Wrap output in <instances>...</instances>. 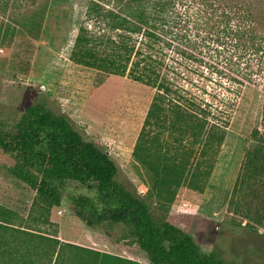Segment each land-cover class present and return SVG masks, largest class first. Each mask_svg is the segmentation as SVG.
Here are the masks:
<instances>
[{
  "label": "trees",
  "instance_id": "trees-1",
  "mask_svg": "<svg viewBox=\"0 0 264 264\" xmlns=\"http://www.w3.org/2000/svg\"><path fill=\"white\" fill-rule=\"evenodd\" d=\"M70 57L155 88L133 154L152 172L153 191L165 204L199 203L239 98L247 86L259 87L261 119L251 132L254 143L245 151L229 209L235 217L262 223L264 5L260 0H117V8L91 0ZM183 60L210 71L216 85L211 99L178 84L175 64ZM0 150L14 159L15 174L37 191L36 200L55 207L66 199L74 215L92 229L121 227L151 264H232L217 252H204L181 225L156 217L146 199L119 181L118 165L108 151L44 99L27 107L11 129L0 126ZM69 182L93 192L65 195Z\"/></svg>",
  "mask_w": 264,
  "mask_h": 264
},
{
  "label": "rangeland",
  "instance_id": "rangeland-1",
  "mask_svg": "<svg viewBox=\"0 0 264 264\" xmlns=\"http://www.w3.org/2000/svg\"><path fill=\"white\" fill-rule=\"evenodd\" d=\"M90 1L0 0V126L11 129L27 107L44 99L108 151L119 181L146 199L156 217L181 225L206 253L217 252L232 264H264V220L248 222L229 209L245 151L254 143L251 132L260 123V88L249 85L239 98L199 203H163L153 191L152 172L133 154L155 88L71 60ZM100 1L117 8V0ZM175 66L179 85L211 99L216 85L204 65L183 60ZM14 165L0 150V264H151L121 227L92 229L66 199L55 207L36 200L37 191L15 174ZM92 192L75 182L65 189V195Z\"/></svg>",
  "mask_w": 264,
  "mask_h": 264
}]
</instances>
